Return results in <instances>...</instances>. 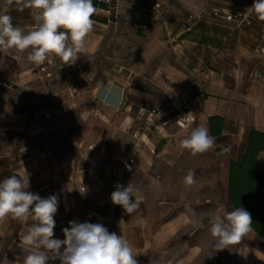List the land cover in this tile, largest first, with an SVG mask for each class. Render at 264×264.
Returning <instances> with one entry per match:
<instances>
[{"label":"crops","instance_id":"1","mask_svg":"<svg viewBox=\"0 0 264 264\" xmlns=\"http://www.w3.org/2000/svg\"><path fill=\"white\" fill-rule=\"evenodd\" d=\"M151 1L111 0L107 10L97 8L107 22L95 21L81 56L100 54L105 62L117 48L118 65L96 72L91 82L80 79L78 59L71 65L73 94H92L80 109L57 98L50 102L54 106L36 107L26 92L38 82L28 50L0 53V167L2 137L20 132L17 124L53 117L36 124L29 136L42 140L30 148L49 159L24 160L22 173L12 175L22 177L26 171L29 191L42 198L57 195L54 238L64 239L62 229L69 221L101 223L131 242L134 253H140L138 264H200L206 243H215L208 231L209 213L217 205L232 209L231 163L242 161L253 130L264 133V60L252 58L264 47V22L252 16V26L237 29L206 18L187 27L190 16L213 9L244 13L254 0H164L149 13ZM5 9L15 26L34 24L33 10L18 11L15 0H0V12ZM59 59L54 58L56 64ZM192 87L197 112L192 129L203 125L210 130V118L223 119L216 140L230 146L229 153L217 147L193 156L180 146L192 129L180 131L168 106ZM153 111L156 121L148 127ZM259 161L263 166L264 154ZM189 169L195 170L197 183L186 187L183 177ZM12 175H0V181ZM129 182L144 197L140 212L132 216L110 199L116 184L126 187ZM186 204L206 227L193 226ZM30 224L10 216L0 219V264L6 259L23 264L29 246L22 236Z\"/></svg>","mask_w":264,"mask_h":264},{"label":"clouds","instance_id":"2","mask_svg":"<svg viewBox=\"0 0 264 264\" xmlns=\"http://www.w3.org/2000/svg\"><path fill=\"white\" fill-rule=\"evenodd\" d=\"M15 3L20 12L33 10L34 24L27 29L15 26L7 9L0 12V53L6 55L11 49L28 50V60L37 65L58 57L62 65L71 66L87 52L86 38L94 28L93 17L98 13L93 0H15ZM242 15L245 19L255 16L264 22V0H254ZM252 58L264 60V47L257 48ZM179 143L193 156L217 147L223 153L231 151L230 146L218 145L216 137L203 125L192 129ZM183 182L186 187L197 183L194 169L187 171ZM29 188L30 176L26 171L22 177L12 175L0 181V219L10 216L21 224L31 221L22 236L29 246L23 264H48L54 260H59L60 264H138L135 257L140 253H134L131 242L122 234L109 232L101 223L69 221V226L62 229L64 239L54 238L58 197L53 194L42 198ZM110 199L132 216L140 212L144 197L140 189L129 182L126 187L116 184ZM185 211L193 217L195 228L206 227L191 205L186 204ZM137 224L142 226L143 218L137 219ZM252 225L251 213L243 206L228 210L224 205H217L208 215V231L217 251L252 239ZM256 251L247 245L237 247V253L245 259L249 252L256 255ZM5 264H9L7 259Z\"/></svg>","mask_w":264,"mask_h":264},{"label":"rangeland","instance_id":"3","mask_svg":"<svg viewBox=\"0 0 264 264\" xmlns=\"http://www.w3.org/2000/svg\"><path fill=\"white\" fill-rule=\"evenodd\" d=\"M100 9V8H99ZM96 16L101 17V13L98 12ZM116 49V50H115ZM117 48L112 49V52L109 55L110 60H105L103 62L102 56L96 55L95 57H83L80 56L79 66H80V79H85L90 81L94 78L96 72H101L102 69L110 68L111 70L118 65L116 60L118 59L116 53ZM37 65V64H36ZM62 65V61L59 59L57 64L55 63L54 58L50 61H46L42 65L36 66V73L38 74V81L35 86L26 89V92L31 95L30 100H32L36 107L42 106L44 103H50L55 98L62 99L63 102L67 103L68 106L70 103H76V108L80 109L86 103V98L92 96V94H84L83 91H79L76 94H73L72 89L69 87L72 80H74V69L69 65L66 68L60 69L59 66ZM45 71H42V69ZM35 73V72H34ZM96 76V75H95ZM78 78V77H77ZM93 84L90 83V86ZM88 91V90H87ZM90 91V90H89ZM77 96H79L77 98ZM27 96L25 95V98ZM28 99V98H27ZM59 100H57L58 102ZM90 102V101H89ZM55 103L50 106H54ZM69 107V106H68ZM43 120L34 121L30 125H18L17 127H22L20 132H11L2 137V163L0 167V175H12L14 173H22V162L24 160H35L36 157H39L43 160L49 159L47 153H39L30 148L35 144H39L42 140L36 138H29L32 134L31 132L37 128L36 124H42L46 121H50L52 118H45ZM48 124V123H47ZM51 156L54 155L52 148ZM252 239H245L240 246H230L231 248H226L221 251H217L215 248V243H206L208 246L206 248L205 259L201 261L200 264H264V239L257 238L254 234H251ZM211 245V246H210ZM247 245L250 249H255L256 255L253 252H249L247 258L245 259L237 253V247H242Z\"/></svg>","mask_w":264,"mask_h":264},{"label":"trees","instance_id":"4","mask_svg":"<svg viewBox=\"0 0 264 264\" xmlns=\"http://www.w3.org/2000/svg\"><path fill=\"white\" fill-rule=\"evenodd\" d=\"M94 5L107 10L106 4L95 0ZM94 21L106 23L98 16ZM223 119L212 117L209 119L211 134L215 137L221 135ZM264 154V133L253 130L250 134L244 157L240 163L232 162L229 173V206H243L251 213L253 230L257 238L264 239V165L261 166L259 158Z\"/></svg>","mask_w":264,"mask_h":264},{"label":"built area","instance_id":"5","mask_svg":"<svg viewBox=\"0 0 264 264\" xmlns=\"http://www.w3.org/2000/svg\"><path fill=\"white\" fill-rule=\"evenodd\" d=\"M162 1L164 0H152L148 12L152 13V11L160 9ZM101 2L108 5L111 4V0H101ZM242 14L243 12L239 11H224L220 9H213L199 16H190L188 18L187 27H194L206 18L212 19L217 22L232 24L237 29L252 26V17L245 19ZM42 71H45V69L43 68ZM193 92L194 88L192 87L185 95L180 97L178 100L171 102L168 106L169 111L173 115V122L182 132H189L197 121L196 108L191 100V94ZM189 112H192V115H187ZM156 115L157 113L153 111L152 115L146 119L148 127L155 124ZM130 162L132 163L133 160H131Z\"/></svg>","mask_w":264,"mask_h":264}]
</instances>
